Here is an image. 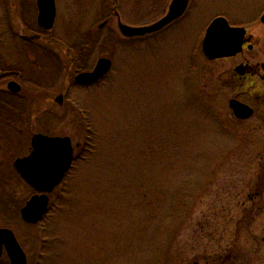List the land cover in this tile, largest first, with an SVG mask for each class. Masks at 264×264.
I'll list each match as a JSON object with an SVG mask.
<instances>
[{"label":"rangeland","instance_id":"rangeland-1","mask_svg":"<svg viewBox=\"0 0 264 264\" xmlns=\"http://www.w3.org/2000/svg\"><path fill=\"white\" fill-rule=\"evenodd\" d=\"M195 2L172 32L120 41L117 50L105 39L92 63L111 57V73L95 88L70 89L66 106L49 102L63 83L48 97L24 91L29 113L54 109L50 127L75 148L44 222L17 231L29 264H185L253 191L264 134L231 116L232 92L218 77L226 66L207 60L201 42L213 16L252 19L264 0ZM70 27L78 35L84 25L58 29ZM47 122L38 115L23 127L36 132ZM88 128L95 145L84 158Z\"/></svg>","mask_w":264,"mask_h":264},{"label":"flooded vegetation","instance_id":"flooded-vegetation-1","mask_svg":"<svg viewBox=\"0 0 264 264\" xmlns=\"http://www.w3.org/2000/svg\"><path fill=\"white\" fill-rule=\"evenodd\" d=\"M50 1L0 0V230L10 229L14 235L21 225L40 224L26 223L21 213L34 195L41 194L26 182L14 163L31 154L35 135L66 137L57 135L50 127L49 120L57 119L51 107L35 115L29 113L32 102L24 95L27 87L48 97L51 90L63 83V90L54 94L49 102L53 100L60 107L66 106L70 89L95 88L111 73V57L102 55L92 63L95 51L107 44L105 39L113 43L115 50L120 41L152 40L178 28L198 5L195 0H189L182 15L158 32L126 37L120 31V24L133 27L154 24L168 15L174 0H65L62 5L54 0L55 19L53 26L47 28ZM219 17L225 18L231 27L241 29L236 53L211 61L226 66L218 77L232 92L228 101L230 114L243 127L255 128L256 132L264 134V9L246 20L218 13L209 25ZM60 22L83 24L84 27L78 35L70 31L71 27L62 33L58 29ZM102 58L112 61V68L103 79L86 85L76 82L79 74L92 72ZM9 82H16L20 90L13 92ZM232 100L242 104L243 112L249 115L238 118L230 107ZM38 115L48 121L46 128L27 133L23 122L33 121ZM261 149L264 151V144ZM70 170L61 184L48 194L46 216L52 209V196L67 183ZM254 172L257 178L253 191L244 193L241 208L228 211L223 225L220 223L209 232V241L185 264H264V162L259 161L258 170ZM24 189L29 193L27 197ZM16 237L25 249L18 235ZM0 264H11L5 246Z\"/></svg>","mask_w":264,"mask_h":264},{"label":"water","instance_id":"water-1","mask_svg":"<svg viewBox=\"0 0 264 264\" xmlns=\"http://www.w3.org/2000/svg\"><path fill=\"white\" fill-rule=\"evenodd\" d=\"M189 0H174L168 15L158 22L148 25L133 27L120 24V31L126 37L145 36L153 34L168 26L171 22L182 15ZM49 4V3H48ZM51 13L47 17L46 27H52L55 19L54 0L50 1ZM264 19V18H263ZM238 28L229 25L225 18L215 19L207 28L202 43V50L205 57L210 60H216L228 57L236 53L238 49L239 35ZM214 34L220 39L210 43L208 36ZM112 61L108 58L100 59L92 72L81 73L76 77V82L81 85L92 84L103 79L111 70ZM9 88L13 92L20 90L16 82H9ZM16 86V87H14ZM230 107L238 118L246 117L243 111L244 106L235 100L230 102ZM33 151L28 157L18 159L15 166L27 183L38 193L34 195L22 210V217L28 224H39L48 213L49 196L57 186L63 181L65 174L71 169L74 160V145L69 137H47L44 135H35L32 140ZM10 229L0 230V256L3 246L6 247L11 264H29L28 256L25 250L19 245V241Z\"/></svg>","mask_w":264,"mask_h":264},{"label":"trees","instance_id":"trees-1","mask_svg":"<svg viewBox=\"0 0 264 264\" xmlns=\"http://www.w3.org/2000/svg\"><path fill=\"white\" fill-rule=\"evenodd\" d=\"M94 143H95V132L93 129L88 128L85 146H84L85 149L83 150V153L81 154L84 158H86L87 154H89L92 151L91 149H93V147L95 145ZM44 220L42 222H44ZM42 222H40V223H42Z\"/></svg>","mask_w":264,"mask_h":264},{"label":"snow or ice","instance_id":"snow-or-ice-1","mask_svg":"<svg viewBox=\"0 0 264 264\" xmlns=\"http://www.w3.org/2000/svg\"><path fill=\"white\" fill-rule=\"evenodd\" d=\"M208 39H209V42H210V43H214V42H216L218 39H220V37H218V36H216V35L210 33L209 36H208Z\"/></svg>","mask_w":264,"mask_h":264}]
</instances>
